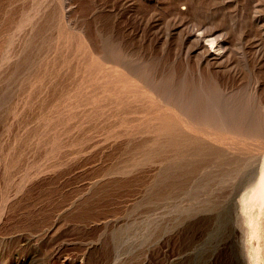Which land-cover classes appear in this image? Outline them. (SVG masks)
<instances>
[{
  "label": "rangeland",
  "instance_id": "374dc122",
  "mask_svg": "<svg viewBox=\"0 0 264 264\" xmlns=\"http://www.w3.org/2000/svg\"><path fill=\"white\" fill-rule=\"evenodd\" d=\"M175 3L254 29L244 0H0V199L29 179L6 264H246L243 241L264 264V206L239 202L264 157V33L229 91L159 35Z\"/></svg>",
  "mask_w": 264,
  "mask_h": 264
},
{
  "label": "bare ground",
  "instance_id": "6f19581e",
  "mask_svg": "<svg viewBox=\"0 0 264 264\" xmlns=\"http://www.w3.org/2000/svg\"><path fill=\"white\" fill-rule=\"evenodd\" d=\"M244 1H246V5L242 6V10H241L240 13L242 14V11L245 12L247 14V18L249 19L250 23L253 25L254 29L251 31V34H249L248 32H245L243 30H239L238 34L235 36V30L237 28H239V26H240L239 25L240 17L237 18V19H234L233 21L228 20V21H224L223 24H218L216 26L212 25L213 27L205 28L204 25L206 23H203V21L199 22V23H195V22H192L188 18V16H187V5L183 4V5L179 6L178 4L175 3V4H173L171 6V16H170V19H169V23L165 27L163 26V28L159 27V35L163 38V40L165 39L166 42L167 41L169 42L173 38L174 39L178 38V42H177V44L175 46V51H177L176 55H177V57H180L186 65H188L191 61H194V64H195V66L197 68L196 69L197 71H199L201 69H205V70H207L208 73L209 72H213V71L214 72H226L228 75L233 76L234 78H232V83H228L227 86L225 87V88H228L229 91H230V88H233L234 85H236V84H233V82L235 81L234 80L235 76H238V75H240L242 73L241 72L242 70H239L240 68H239L238 64L241 63L242 67L245 66L246 69L249 67V68H252L251 70H253V61L257 60V51L260 49V42H259V39L257 38V23H260L261 29H262L261 33H264V14H261L259 16L257 15V0H244ZM241 14H240V16H241ZM210 18H212V17H210ZM208 20H210V19H208ZM155 21L158 22L160 20L157 19ZM207 21H205V22H207ZM129 71H130V69H129ZM199 72H197V73H199ZM209 74H211V73H209ZM115 75H116V73H115ZM88 76H90V75H88ZM104 80H105V78H104ZM113 86H115V85H113ZM109 87H111V86H109ZM239 88H241V87H239ZM254 88H255V91H256L257 83L254 84ZM114 91H116V90H114ZM159 95L160 94H158V96ZM109 96L111 97V95H109ZM162 100H163V96H162ZM116 102H118L117 99H116ZM168 103H170V102H168ZM105 105H107V104H105ZM105 105L101 106V104H100L99 106H101V108H102V107H105ZM126 105H128V104H126ZM118 108H119V106H118ZM149 108H151V107H149ZM97 109H98V106H97ZM113 110H115V109H113ZM143 111H145V110H143ZM182 114H184V112ZM188 117L189 116H186V118H188ZM161 118H163V117H161ZM234 125H235V123H234ZM153 128H154V126H153ZM224 128H225V126H224ZM236 128H238V130H240L239 132H242L243 130L241 131V129H244V128H239V127H236ZM233 129H234V127H233ZM234 130H237V129H234ZM233 132H235V131H233ZM235 133H237V132H235ZM254 136H255V134H254ZM258 167H259L258 170H256L257 175L254 172L255 175H256V179H254V182L252 181L253 184L251 182L252 185L251 184L248 185V186L251 185L250 188L247 187L248 190L246 191V193L245 192L242 193V196L239 198L240 205L243 208L245 207L244 205L247 204V203H253V204L257 203L258 206H260V207L264 206V157H262L260 166H258ZM28 183H29V179H20L17 182V186H16L17 188L13 191L12 194H6V195H3L1 197L0 206H1L2 210L0 211V217H1V214L4 211V209L11 203V201L13 199H15V197L17 196V193L23 187H25ZM247 206H250V205L247 204ZM243 208L242 209L240 208V209L243 210ZM60 209H61L60 211L58 210L60 212L58 214L59 217L62 214V212L64 211L63 208H60ZM242 212H244V210ZM258 215H259V213H258ZM59 217H56L55 219L58 220ZM245 219H246V217H245ZM250 220H251V218H250ZM248 222H252V221H247V223ZM248 227L251 228L250 229L251 231L255 229L253 227V225L249 226V223H248ZM255 231L257 232L256 229H255ZM252 232H254V231H252ZM252 232H251V235H252ZM0 240L2 242V237H1ZM242 246H243L242 248L244 250V255L243 256H244V260H246V264H260L259 261H261L260 260L261 258L259 257L260 253L258 252V248L254 247L252 245L254 247L253 248L250 244L246 245V242H244V241L242 243ZM31 254L32 253H28L25 258L29 259ZM26 259H24L23 262ZM5 261H6V256H5V253H4L3 249H2V247L0 246V264H6ZM58 264H64V259H61Z\"/></svg>",
  "mask_w": 264,
  "mask_h": 264
}]
</instances>
